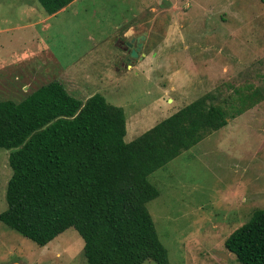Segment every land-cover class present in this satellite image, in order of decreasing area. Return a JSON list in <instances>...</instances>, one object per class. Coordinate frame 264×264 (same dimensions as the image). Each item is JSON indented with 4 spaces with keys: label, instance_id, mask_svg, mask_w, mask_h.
Returning <instances> with one entry per match:
<instances>
[{
    "label": "rangeland",
    "instance_id": "obj_1",
    "mask_svg": "<svg viewBox=\"0 0 264 264\" xmlns=\"http://www.w3.org/2000/svg\"><path fill=\"white\" fill-rule=\"evenodd\" d=\"M46 15L37 0H0V100L18 102L52 80L82 100L98 92L123 107L131 141L203 95L235 112L240 95L257 92L258 101L149 176L159 195L147 208L169 264H239L224 241L264 209L261 0H73ZM146 30L149 49L165 46L161 58L126 68L137 58L119 38ZM10 175L0 148V212ZM0 264H86L83 240L69 227L40 246L0 221Z\"/></svg>",
    "mask_w": 264,
    "mask_h": 264
},
{
    "label": "trees",
    "instance_id": "obj_2",
    "mask_svg": "<svg viewBox=\"0 0 264 264\" xmlns=\"http://www.w3.org/2000/svg\"><path fill=\"white\" fill-rule=\"evenodd\" d=\"M37 1L52 15L73 0ZM239 100L229 112L203 95L131 141L123 107L98 92L82 100L52 80L18 102L0 100V148L11 170L0 221L40 246L73 227L86 264H169L147 208L159 195L149 176L259 97ZM224 246L239 264H264V209Z\"/></svg>",
    "mask_w": 264,
    "mask_h": 264
},
{
    "label": "crops",
    "instance_id": "obj_3",
    "mask_svg": "<svg viewBox=\"0 0 264 264\" xmlns=\"http://www.w3.org/2000/svg\"><path fill=\"white\" fill-rule=\"evenodd\" d=\"M59 12V11H58ZM57 12V13H58ZM50 16H53V14L52 15H46L45 17H44V19H48ZM43 19V18H42ZM151 25L154 27L155 26V20L151 23ZM179 27H174L173 29H178ZM132 31H135V28L133 27H131V28H128V30H127V33L128 32H132ZM169 31H170V29H169ZM175 31H177V30H175ZM146 32L148 33V30H146ZM147 36H148V34H146ZM146 36V39H145V42L143 43V47H142V49H141V51L138 53V56L136 57L137 59H136V62H128L127 64H126V68H130V69H132V68H139L138 67V65H140L141 64V66H142V62H143V59L145 58V59H149V57H150V55H151V57H154V56H156V59L157 58H161V56H162V49H164L165 48V46H163V43H159L158 45H159V48H160V50L159 49H152V47L149 49L148 48V43H150V38L149 37H147ZM171 39L169 40V42H173V40H174V42L175 41H177V40H175V39H173L172 38V36H169ZM164 41H168V39L167 38H165L164 39ZM153 46V45H152ZM170 46H175V43H171V45ZM146 48H147V50H146ZM47 49V46H46V48H45V50ZM48 50V49H47ZM53 240V239H52ZM51 240V241H52ZM49 243V242H48Z\"/></svg>",
    "mask_w": 264,
    "mask_h": 264
},
{
    "label": "flooded vegetation",
    "instance_id": "obj_4",
    "mask_svg": "<svg viewBox=\"0 0 264 264\" xmlns=\"http://www.w3.org/2000/svg\"><path fill=\"white\" fill-rule=\"evenodd\" d=\"M147 34V32L146 31H143L141 34H137V35H135V36H127L126 37V35H123V36H121L120 38H119V47L122 49V50H124V51H127L128 53H129V55H130V46H129V43H131V44H133V46H137V44L141 41V39H139V41L137 42L136 41V38L137 37H140L141 35H145V38H144V40H143V43L145 42V39H146V35ZM134 38V41H132V39ZM142 47H143V45H142ZM142 47H141V49H142ZM141 49H140V51H141ZM139 51V52H140Z\"/></svg>",
    "mask_w": 264,
    "mask_h": 264
},
{
    "label": "water",
    "instance_id": "obj_5",
    "mask_svg": "<svg viewBox=\"0 0 264 264\" xmlns=\"http://www.w3.org/2000/svg\"><path fill=\"white\" fill-rule=\"evenodd\" d=\"M145 38V35H141L140 37H137L136 38V41L138 42L139 39H141V41L137 44V46H133V44L129 43V46H130V55L131 56H135L137 57L138 56V53L143 45V40ZM132 41H134V38L132 39ZM222 256H225L224 253H220Z\"/></svg>",
    "mask_w": 264,
    "mask_h": 264
}]
</instances>
